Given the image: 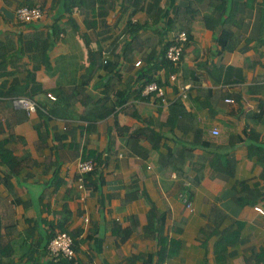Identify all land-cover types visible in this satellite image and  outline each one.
I'll return each mask as SVG.
<instances>
[{"label": "crops", "instance_id": "crops-1", "mask_svg": "<svg viewBox=\"0 0 264 264\" xmlns=\"http://www.w3.org/2000/svg\"><path fill=\"white\" fill-rule=\"evenodd\" d=\"M26 5L42 18L19 21ZM6 140L22 160L0 183L15 264H62L47 249L60 224L76 250L63 264H264V0H0Z\"/></svg>", "mask_w": 264, "mask_h": 264}, {"label": "built area", "instance_id": "built-area-1", "mask_svg": "<svg viewBox=\"0 0 264 264\" xmlns=\"http://www.w3.org/2000/svg\"><path fill=\"white\" fill-rule=\"evenodd\" d=\"M42 16H43V11L38 5L21 6L16 10V17L21 22L37 21L41 19ZM188 39H189L188 34L185 31H182L177 35L175 42L167 49L166 56L169 60L170 65L173 68H179L182 59L184 44L188 41ZM107 61L108 60L106 59L105 62ZM139 64H141V60L136 62V65ZM171 78L173 80H176L177 78L176 70L171 74ZM183 89H186V86H184ZM155 91H157L160 95L164 94L162 87L155 81L150 82L144 88V92L148 94L150 92H155ZM47 96L52 100L57 99L56 95H54L52 92H48ZM14 101L20 103L24 108H26L29 111L36 110L37 104L31 99L20 97V98H14ZM227 101L233 102V100L230 98L227 99ZM219 132L220 131L218 129L213 130L214 134H219ZM96 166H97V162L91 158L86 160H81L79 162L78 165V170L80 172L79 186L81 188L84 187V175L95 170ZM184 200L188 203L189 206L191 205L187 197H184ZM256 210L264 214V209L261 206H256ZM48 252L50 256L55 260H59L62 258L67 260H73L76 256V250L74 248V238L68 232L59 231L50 240L48 245Z\"/></svg>", "mask_w": 264, "mask_h": 264}, {"label": "trees", "instance_id": "trees-1", "mask_svg": "<svg viewBox=\"0 0 264 264\" xmlns=\"http://www.w3.org/2000/svg\"><path fill=\"white\" fill-rule=\"evenodd\" d=\"M181 31H185L187 34L189 33V31L187 30H181ZM58 34V33H57ZM189 35V34H188ZM173 44V42H172ZM171 43L166 47V52H167V49L172 45ZM49 43L47 42L45 44V48L43 49V53L46 51V49L49 47ZM166 52H165V55L163 57V61H165L166 63H168L169 66L170 63H169V60L166 56ZM178 68H174V71L177 70ZM150 82H152L151 80L150 81H147L146 84H149ZM145 86V85H144ZM142 90H140L141 92ZM15 98H20L18 96H15ZM125 100H127V98H125ZM9 140H6V141H2L0 142V167L1 166H6V168H8L9 170L5 171L4 173V176L0 177V183H4L5 185L7 186H11V177L14 176V175H17L18 174V169L20 168V166L22 165V160H20L18 157H16L13 152L8 149L6 147V144ZM93 172V171H92ZM91 172L87 173L90 174ZM87 175L84 176V185L86 184V181H87ZM60 227H61V230L60 231H65V232H68L69 234H71L69 231L66 230V228H64L63 224H60ZM0 232H1V218H0ZM6 232H9V228H6ZM56 235V234H55ZM54 235V236H55ZM72 235V234H71ZM53 236V237H54ZM52 237V238H53ZM73 237V235H72ZM0 238H1V234H0ZM51 238V239H52ZM74 238V237H73ZM50 239V240H51ZM49 240V242H50ZM49 242L47 244V249H48V245H49ZM223 242L224 241H220L219 243V248H223ZM159 243L161 244V249L158 251V255H160L163 259L161 260H165L167 259L168 257L171 256V254L174 252V251H170L168 252L167 250V245L162 242V241H159ZM74 248H75V238H74ZM0 253L2 255V261L4 262L3 264H15V261H14V255L16 254V251L15 249L12 247V244L11 242L8 243V244H5L3 247L0 248ZM49 253V252H48ZM27 256H30V252L28 253H25ZM34 255V254H33ZM62 260H64L63 258L62 259H59V260H55V262H58V263H62ZM67 260V259H66Z\"/></svg>", "mask_w": 264, "mask_h": 264}]
</instances>
